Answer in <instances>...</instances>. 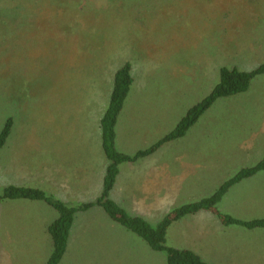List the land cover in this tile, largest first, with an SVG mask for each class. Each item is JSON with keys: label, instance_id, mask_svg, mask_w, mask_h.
<instances>
[{"label": "rangeland", "instance_id": "rangeland-1", "mask_svg": "<svg viewBox=\"0 0 264 264\" xmlns=\"http://www.w3.org/2000/svg\"><path fill=\"white\" fill-rule=\"evenodd\" d=\"M125 63L132 68L134 91L143 87L167 92L160 98L162 106L151 104L146 119L141 123L136 116L125 130L146 127L153 131L148 140L163 138L211 92L220 69L252 71L264 64V0H0V131L12 120L11 135L0 149V193L12 185H37L55 195L54 172L42 180L37 175L57 160L61 147L93 149L98 176L105 160L99 124L108 108L114 72ZM139 95L138 102L149 99ZM257 101L264 108V74L252 80L248 92L217 100L201 116L197 128L211 153L228 140L236 143L233 153L238 154L224 148L220 160L210 156L211 165L224 170L214 178L209 172L208 187L201 193L211 195L240 169L264 158V112L257 113L263 120L255 123L250 122L255 109L235 113ZM124 120L125 113L120 122ZM135 137L125 140H138ZM118 146L122 153H131L132 146ZM167 150L179 152L177 146ZM237 185L217 209L243 221L264 219V171ZM169 211L156 210L148 223L155 227L159 215ZM204 214L214 218L210 231L227 240L210 253L202 252L203 261L264 264V229L222 225L215 214ZM99 218L96 211L81 217L85 234L100 228ZM141 248L129 253L125 245V257L112 254L111 264H166L165 253L150 255ZM93 253L92 248L81 251L76 264H109L104 249L95 253L106 255L99 262ZM37 256L12 257L5 247L0 263L45 264V256ZM74 256L66 253L59 264H75Z\"/></svg>", "mask_w": 264, "mask_h": 264}, {"label": "crops", "instance_id": "crops-1", "mask_svg": "<svg viewBox=\"0 0 264 264\" xmlns=\"http://www.w3.org/2000/svg\"><path fill=\"white\" fill-rule=\"evenodd\" d=\"M236 69L239 70L238 68ZM239 71L251 72L243 70ZM157 74L158 73H156L155 76ZM144 84L145 82H142L140 86H143ZM133 85L127 95L123 108L119 113L115 126V147L117 151L122 153L119 149L118 143L124 145L125 149L132 146L131 153L126 151L125 153H122L127 156H134L139 152L149 150L161 140L162 136L157 140H148V135L153 134V131H150L146 127L140 132L126 131L125 127L128 121L134 120L136 116L137 120L142 123L148 115L147 112L150 111L147 110L148 107L151 104V106L155 107L162 106L163 103L160 98L167 95V92L163 91V94L161 91L156 90V88V92L152 89H144L143 87L134 91ZM138 95L149 97V99L138 102ZM257 103L258 101L248 110H237L235 113H249V110L255 109L256 113L252 118L250 117L252 119L250 122L255 123L258 120H263L261 117L257 116V113L264 112L261 111L264 108H261ZM124 113L125 120L120 122L122 114ZM233 118L237 120L235 116ZM198 121H200V119ZM198 125L199 122L191 127L183 138L177 139L175 142L173 141L158 146L153 152L134 162L120 164L113 189L109 194L110 199L120 208L124 209L128 215L142 218L148 222V218L155 214L156 210L171 209L172 211L181 205L197 202L209 197L210 195L201 193L206 187H208L209 172L210 176L214 178L224 170L223 166L220 164L211 165L210 156L215 155L216 158L220 160L218 156L223 152L224 148H233V150L229 151L231 152L230 154L234 156H238V154L233 153L236 143L230 145L228 140L227 143H223L221 146L218 145V148L213 150L214 154L211 153L210 143L207 140V143H209L207 146L203 142L202 131L197 128ZM262 130H264V128ZM126 136H136L135 138L138 140H125ZM252 137L255 136L252 135ZM181 141H185V147H183ZM176 146L179 148L178 153L167 150L169 147ZM101 151L103 152L102 147ZM59 152L60 154L55 162L49 163L40 169L47 171H43L37 175V177H41L40 180H42V178H48L51 172H54L56 175L55 195L50 192L44 193L47 196L62 202L69 208H77L78 206L85 204H95L100 198L102 192L103 177L107 167V162H105L106 158L104 157L105 160L101 161L100 171L97 176L96 155L93 149L91 151L90 149L85 150L83 148L65 150V148L61 147ZM48 170L50 171L48 172ZM247 180L248 179L243 181ZM36 182V184H40L38 182L41 181ZM235 186L238 185L236 184L230 187L223 195L222 199L230 193ZM14 187L39 189L41 191L45 190L37 185H14ZM196 194H199L197 199H191L189 202L179 203L184 202L186 197L194 196ZM86 195H90V197L85 199ZM91 211H96L100 216L99 221H101L102 224H99L100 228L92 229L85 234V228L81 224V217L87 215ZM204 213L210 212H201L193 216H186L172 223L165 234V246L178 250H188L201 258L202 255H206L202 252L207 251L210 253L217 244L225 242L227 239H225L224 236L219 235L218 232L210 231L209 225L214 223V218ZM167 214L168 213H163V215H159V218L162 220ZM58 215L57 211L44 201L26 199H6L1 201L0 250L1 248L6 247L11 251L12 257H22V254L24 257H30L31 255L36 256L37 254L38 256H45V264H47L54 248L52 238L48 233V228L58 219ZM228 215L230 216L231 214ZM185 223L186 225L184 229L188 231V235H186L184 232L185 230H183L184 234L181 236L183 232L178 233V228ZM174 224L176 225L173 228ZM125 232L136 238L127 236ZM137 239L140 238L113 222L101 207L94 205L86 210L77 211L74 214L63 257L66 253L68 254V257L75 254L72 261L76 264L78 263L77 259L82 258V256H78L81 251H88L89 248H92L96 253V251L104 249L108 258V263L111 264L112 254L125 257V245L126 250H129V253H133V251L138 253L141 247L142 251H147L150 255L161 253L151 250L150 247L140 239L144 243L143 246H141ZM235 240L242 241L244 238H236ZM42 247H44V249H42ZM95 253L91 255L94 262H99L100 258H105L106 256L104 254L97 255ZM217 259H219L218 256L216 257V260ZM205 263L209 264L207 262Z\"/></svg>", "mask_w": 264, "mask_h": 264}, {"label": "trees", "instance_id": "trees-1", "mask_svg": "<svg viewBox=\"0 0 264 264\" xmlns=\"http://www.w3.org/2000/svg\"><path fill=\"white\" fill-rule=\"evenodd\" d=\"M262 74H264V64L251 72H240L235 69L228 70L226 68L220 69L219 81L215 87L201 101L187 110L186 114L171 132L165 135L149 150L139 152L134 156H127L119 153L115 147V126L117 118L133 85L132 68L128 63H125L114 72L108 108L99 125L101 130V147L107 160V167L103 177L101 196L97 202L95 204L78 206L77 208H69L62 202L47 196L39 189L14 186L8 187L0 193V202L6 199L44 201L57 211L59 214L58 219L48 228V233L52 238L54 248L47 264H59L63 257L74 214L77 211L86 210L94 205L101 207L113 222L137 235L151 250L164 252L167 257V264H206L199 256L191 251L166 247L165 234L167 229L172 223L186 216H193L201 212L215 214L223 225H236L248 230L264 229V219L242 221L225 215L217 209L218 203L230 187L264 171V158L253 167L240 169L235 175L224 181L209 197L173 209L155 227L151 226L142 218L128 215L124 209L120 208L110 199L109 194L113 189L120 164L134 162L153 152L158 146L183 138L187 131L198 122L201 116L217 100L246 93L252 80ZM11 132L12 120L7 119L0 131V149L3 148L5 140H8Z\"/></svg>", "mask_w": 264, "mask_h": 264}]
</instances>
